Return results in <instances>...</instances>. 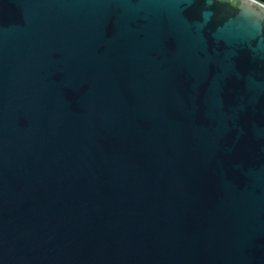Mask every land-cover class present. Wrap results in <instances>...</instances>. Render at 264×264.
I'll list each match as a JSON object with an SVG mask.
<instances>
[{
    "label": "water",
    "instance_id": "water-1",
    "mask_svg": "<svg viewBox=\"0 0 264 264\" xmlns=\"http://www.w3.org/2000/svg\"><path fill=\"white\" fill-rule=\"evenodd\" d=\"M0 264H264V0H0Z\"/></svg>",
    "mask_w": 264,
    "mask_h": 264
}]
</instances>
